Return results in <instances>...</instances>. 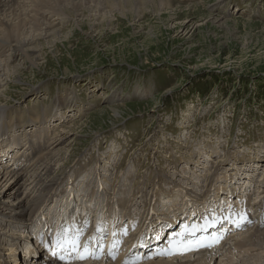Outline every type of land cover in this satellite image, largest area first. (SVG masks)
I'll return each mask as SVG.
<instances>
[{"label":"rangeland","instance_id":"374dc122","mask_svg":"<svg viewBox=\"0 0 264 264\" xmlns=\"http://www.w3.org/2000/svg\"><path fill=\"white\" fill-rule=\"evenodd\" d=\"M164 1L163 11L144 3L123 12L111 8L102 19L85 13L66 20L56 39L40 41L38 57L22 58L8 74L0 94L7 118L0 114V124L9 127L7 135L37 139L20 133L11 115L40 111L41 117L58 96L67 98L59 108L62 119L55 112L45 115L51 125L42 135L49 140L48 152L56 143L65 148L54 166L59 190L73 172L102 171L98 164L107 157L97 162V146L104 152L128 149L117 171L108 151L106 168L114 176L105 175L115 188L111 192H129L126 201L141 192L153 195L156 186L164 190L167 174L175 180L180 165L181 170L185 162L202 165L205 156L220 177L234 175L232 166L249 160L264 179V0ZM24 117L20 122L28 120ZM39 120L37 127H44ZM230 159L236 166L229 168ZM79 163L85 165L82 171Z\"/></svg>","mask_w":264,"mask_h":264},{"label":"bare ground","instance_id":"6f19581e","mask_svg":"<svg viewBox=\"0 0 264 264\" xmlns=\"http://www.w3.org/2000/svg\"><path fill=\"white\" fill-rule=\"evenodd\" d=\"M144 3L152 4L156 9L162 11L168 5L164 0H0V59L7 51L6 57L4 56L0 60V94L2 93V87L4 88L7 85L8 74L16 71L22 58L30 59L34 55L38 57L39 53H36V48L40 41L56 39L55 37H58L61 26L66 20L68 22L76 18H84L85 13H88L87 16L102 19L109 15L108 10L111 8L123 12L132 8L136 9ZM53 24L59 27L52 29ZM29 49H32L31 52ZM3 51H5L4 54ZM65 99L67 98L62 99L58 96L54 106L47 112L49 111L50 114L55 112V116L58 115L59 118H63L59 108L64 104ZM0 114L3 118L4 110L0 109ZM42 114L44 127L39 128V125L37 127L36 122L39 120V113L35 115L29 113L31 126H27V130L19 129L20 133L24 131L34 133V138L37 139H33L32 136L31 139H28L29 141H25L23 138L22 140L20 137L17 138L15 136L17 133L11 136L7 135L9 124H6V127H8L6 128L7 132L4 130V123L0 124V264H23L24 257H20V255L24 250H28L32 258L29 264H127L125 261L123 263L107 259H99L88 263H84L77 258L66 261L61 260L60 257H52V253L47 255L41 252L42 248L36 240L41 233H43L42 237L46 236L43 230L48 217L52 222L54 221L55 209L51 204L53 199L57 201V205H60L58 210L68 208V213L71 205H73V208L78 209L82 202L84 205L90 200L86 196L82 197L83 199L77 197L78 193H83L81 185H76L72 189L68 188L70 191L62 200L61 197L59 199V197L54 196L60 187V178L55 175L54 166L58 165L59 154L65 151V148H57L60 143H56L54 151L48 152L49 140L47 137L43 138L42 135L46 133L51 124L50 119L45 120L47 118L45 115L48 113L44 111ZM14 116L15 125L22 123L19 115ZM13 133H15L14 130ZM4 136H6V139ZM22 146H26L24 151H21ZM32 156L34 157L28 161ZM108 157L105 159L103 166L98 164V167L103 168L102 171H97L94 168L93 176L89 172L86 173L87 169L85 171V169H82L84 166H81L78 169V171H84L80 174L82 175L81 182L86 180L90 186L98 185L101 188L104 184L106 187H111L110 192L113 191L115 188L110 185L112 184L111 179L109 180L105 176L107 172L114 176L113 171L110 173L111 170L108 171L106 168V165H109ZM205 157V160L201 158L202 165H198V160L193 162L194 165L185 162L187 167L185 166L186 168L182 169V173H180V176H176L175 180L173 174H167L165 179H168L169 185L172 186L166 192L156 186L157 190L154 191V196L156 194L157 197L156 200L152 201L153 198H151L150 201H147V204L143 205L142 211L153 214V217L162 221L148 224L149 228L147 229L153 231L147 235V238L152 240L156 237L157 241L162 239L161 243H165L171 232H173L170 231L172 228L167 229L169 225L173 224V228H176L179 223L182 225L186 222V219L189 218L187 216H194L195 218L211 212L210 216L205 217L203 223L194 226L190 230L194 239L189 236L186 245H190L200 234L218 233L226 235H216L214 242H212V244L218 242L216 247L199 250L194 252V255L168 259L169 255L166 256L160 253L157 257H144L139 264H264V179L260 180L261 175L257 176L256 171L258 168L253 169V165L247 166L245 164V168L238 169L237 175L234 173L235 178L233 176L227 177L225 174L220 177V172V174L213 172L217 166H213L212 159H209L208 156ZM191 160L193 161V159ZM114 163H111L112 168H114ZM174 163L176 164V162ZM232 170L234 171V169ZM211 175H213V178H211ZM251 176L256 179L249 180ZM223 178L224 180H222ZM69 179L70 176L68 182ZM215 179L217 185L212 188L209 183ZM209 180L210 182L207 183ZM236 184H245L249 191L245 188L235 202L233 199L229 204L224 205L226 201L230 200L228 196H231L233 190L238 188ZM199 186H202V189L199 190ZM106 187L104 191H106ZM123 191L118 189L117 194L114 191L107 194V196H113L111 198L113 200L118 194L123 197L129 193L124 189ZM94 197L98 198L94 202H99L101 198L102 201L104 200L101 194L90 198ZM49 199H52V201L50 202ZM219 199H221L220 202ZM129 204L125 199H119L117 203L110 201V203H106L103 214L104 216L108 215L106 218L109 220L112 215L120 213L121 206ZM145 207L147 208L145 209ZM128 208H130L128 211L131 209L135 211L139 206H135V204L131 206L130 204ZM63 214L66 215L65 212L61 211L56 217ZM220 215L225 216L220 217ZM152 224H155V226H152ZM204 224H208L210 227L207 228ZM76 230L78 234H84L85 231L83 225ZM198 230L200 231L198 232ZM104 240L101 239V241ZM116 240V235L109 238L111 243H115ZM3 244H7V247L3 248ZM186 245H183V247ZM1 250L6 254L2 255Z\"/></svg>","mask_w":264,"mask_h":264},{"label":"snow or ice","instance_id":"6c2138e0","mask_svg":"<svg viewBox=\"0 0 264 264\" xmlns=\"http://www.w3.org/2000/svg\"><path fill=\"white\" fill-rule=\"evenodd\" d=\"M70 231H71L70 229H65V233H68ZM185 233H186V235H190L191 234V233L187 232V229H185ZM125 234H126V232H125ZM186 235H185V239H186ZM64 243L68 244L70 246L69 250L70 251H75L77 253V255H78V258L81 259V260L88 259V258H98L93 253L88 252L87 247H85L84 250H83L84 254H81V246H80V243H79V237L78 236H76V237H74L72 239H67L66 238ZM184 243H185V240L182 239L175 245L174 249H170L169 251H167L165 253H161V254H164V255L183 254L184 251L192 250L189 247H183L182 248V245H184Z\"/></svg>","mask_w":264,"mask_h":264}]
</instances>
